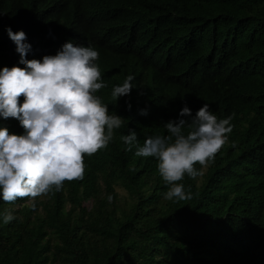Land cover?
Listing matches in <instances>:
<instances>
[{"label":"trees","instance_id":"1","mask_svg":"<svg viewBox=\"0 0 264 264\" xmlns=\"http://www.w3.org/2000/svg\"><path fill=\"white\" fill-rule=\"evenodd\" d=\"M6 26L26 33L27 59L69 39L94 47L106 84L97 95L125 120L84 156L82 179L34 208L0 200L16 217L0 223V264H264V0H0V67L19 60ZM128 75L134 88L116 102L112 87ZM204 103L233 115V130L181 181L191 199L166 200L156 159L125 151L120 136L132 129L143 145L184 105L194 115Z\"/></svg>","mask_w":264,"mask_h":264},{"label":"clouds","instance_id":"2","mask_svg":"<svg viewBox=\"0 0 264 264\" xmlns=\"http://www.w3.org/2000/svg\"><path fill=\"white\" fill-rule=\"evenodd\" d=\"M5 32L19 60L11 67H0V120L15 119L23 131L12 133L0 124V200L14 205L27 197L34 208L38 197L53 189L61 191L65 181L82 179L84 156L106 149L125 118L111 112L97 95L106 84L94 47L69 39L55 54L27 59L32 45L26 33L13 32L10 26ZM133 79L128 75L114 85L112 99L117 102L130 95ZM127 107L131 110L130 103ZM138 114L147 116V107ZM232 119L233 115L217 117L207 103L194 115L184 105L177 118L163 124L166 134L148 136L140 145L136 131L128 129L120 140L125 151L135 148V156L156 159L158 174L167 186L164 199L183 201L191 199V193L181 181L185 176L196 178L201 174L196 165L214 160L229 140ZM14 219V208L0 212V223L7 225Z\"/></svg>","mask_w":264,"mask_h":264},{"label":"rangeland","instance_id":"3","mask_svg":"<svg viewBox=\"0 0 264 264\" xmlns=\"http://www.w3.org/2000/svg\"><path fill=\"white\" fill-rule=\"evenodd\" d=\"M119 190V189H118ZM119 192H121L122 194V197H127L128 196V193L127 191H125L124 189L120 188ZM89 204H87L86 206H88Z\"/></svg>","mask_w":264,"mask_h":264}]
</instances>
